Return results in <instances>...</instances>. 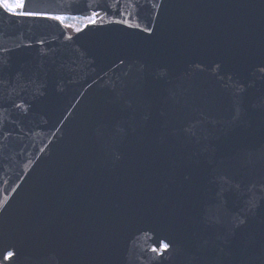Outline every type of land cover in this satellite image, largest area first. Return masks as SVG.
I'll use <instances>...</instances> for the list:
<instances>
[{"label":"water","instance_id":"95a60500","mask_svg":"<svg viewBox=\"0 0 264 264\" xmlns=\"http://www.w3.org/2000/svg\"><path fill=\"white\" fill-rule=\"evenodd\" d=\"M31 3L97 17L0 9V264H264V0Z\"/></svg>","mask_w":264,"mask_h":264},{"label":"snow or ice","instance_id":"6c2138e0","mask_svg":"<svg viewBox=\"0 0 264 264\" xmlns=\"http://www.w3.org/2000/svg\"><path fill=\"white\" fill-rule=\"evenodd\" d=\"M0 9H3L5 12L13 16L54 19L60 21L61 23L64 20L61 16H47L45 13L32 10L31 0H0ZM96 17L97 13L93 12L91 16H87L85 19H87L89 24H95ZM125 23H127V21H125ZM77 31H80V29H77ZM162 247L164 250H167L169 245L164 244ZM154 251L156 250L154 249ZM11 255L12 254L9 253V256Z\"/></svg>","mask_w":264,"mask_h":264},{"label":"rangeland","instance_id":"374dc122","mask_svg":"<svg viewBox=\"0 0 264 264\" xmlns=\"http://www.w3.org/2000/svg\"><path fill=\"white\" fill-rule=\"evenodd\" d=\"M64 18L63 25L70 34L77 32V29H81L84 25L88 24L87 19L82 16H61Z\"/></svg>","mask_w":264,"mask_h":264},{"label":"flooded vegetation","instance_id":"af4514ba","mask_svg":"<svg viewBox=\"0 0 264 264\" xmlns=\"http://www.w3.org/2000/svg\"><path fill=\"white\" fill-rule=\"evenodd\" d=\"M7 257H9V254L7 255Z\"/></svg>","mask_w":264,"mask_h":264}]
</instances>
